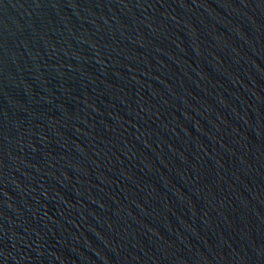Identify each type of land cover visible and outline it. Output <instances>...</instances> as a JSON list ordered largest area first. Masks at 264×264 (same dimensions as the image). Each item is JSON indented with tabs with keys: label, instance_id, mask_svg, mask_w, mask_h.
I'll return each mask as SVG.
<instances>
[{
	"label": "water",
	"instance_id": "water-1",
	"mask_svg": "<svg viewBox=\"0 0 264 264\" xmlns=\"http://www.w3.org/2000/svg\"><path fill=\"white\" fill-rule=\"evenodd\" d=\"M0 264H264V0H0Z\"/></svg>",
	"mask_w": 264,
	"mask_h": 264
}]
</instances>
